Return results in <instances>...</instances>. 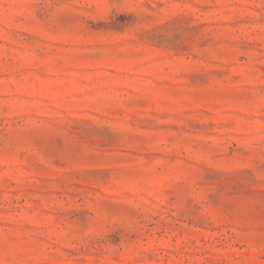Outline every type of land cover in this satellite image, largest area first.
<instances>
[{"label": "rangeland", "instance_id": "374dc122", "mask_svg": "<svg viewBox=\"0 0 264 264\" xmlns=\"http://www.w3.org/2000/svg\"><path fill=\"white\" fill-rule=\"evenodd\" d=\"M0 264H264V0H0Z\"/></svg>", "mask_w": 264, "mask_h": 264}]
</instances>
